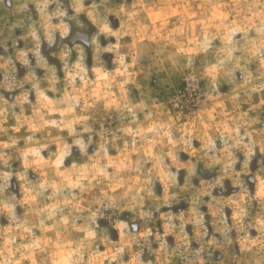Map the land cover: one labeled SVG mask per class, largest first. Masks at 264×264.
Returning <instances> with one entry per match:
<instances>
[{
	"label": "rangeland",
	"instance_id": "1",
	"mask_svg": "<svg viewBox=\"0 0 264 264\" xmlns=\"http://www.w3.org/2000/svg\"><path fill=\"white\" fill-rule=\"evenodd\" d=\"M14 3L0 264H264V0Z\"/></svg>",
	"mask_w": 264,
	"mask_h": 264
},
{
	"label": "water",
	"instance_id": "2",
	"mask_svg": "<svg viewBox=\"0 0 264 264\" xmlns=\"http://www.w3.org/2000/svg\"><path fill=\"white\" fill-rule=\"evenodd\" d=\"M76 43H81L85 45L86 47H89L90 46V34L84 33L78 30H72L71 36L69 38L67 39L59 38L58 39L55 49L62 46L63 44L74 45Z\"/></svg>",
	"mask_w": 264,
	"mask_h": 264
},
{
	"label": "flooded vegetation",
	"instance_id": "3",
	"mask_svg": "<svg viewBox=\"0 0 264 264\" xmlns=\"http://www.w3.org/2000/svg\"><path fill=\"white\" fill-rule=\"evenodd\" d=\"M0 6L4 7V9H6V10H11V9H14L15 3H14V0H0ZM32 16L35 17L36 20L38 19V14H37L36 9L32 10ZM70 36L71 35H67L66 37L62 36V35H58L53 44H57L59 38H69ZM53 44H51V45L47 44V45L43 46V51L45 53H47L48 55H51V53H52L51 49H52Z\"/></svg>",
	"mask_w": 264,
	"mask_h": 264
},
{
	"label": "crops",
	"instance_id": "4",
	"mask_svg": "<svg viewBox=\"0 0 264 264\" xmlns=\"http://www.w3.org/2000/svg\"><path fill=\"white\" fill-rule=\"evenodd\" d=\"M11 10H13V9H11ZM38 18H39V16H38ZM77 44V43H76ZM70 45V44H69ZM75 45V44H74Z\"/></svg>",
	"mask_w": 264,
	"mask_h": 264
}]
</instances>
